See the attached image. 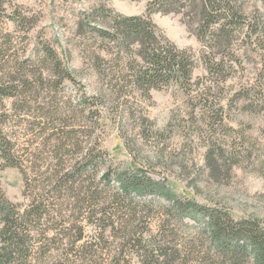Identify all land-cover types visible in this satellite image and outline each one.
<instances>
[{"label":"rangeland","instance_id":"374dc122","mask_svg":"<svg viewBox=\"0 0 264 264\" xmlns=\"http://www.w3.org/2000/svg\"><path fill=\"white\" fill-rule=\"evenodd\" d=\"M151 3L0 0V69L25 71L26 86L34 90L33 97L0 99L5 122L0 131L23 161L21 169L0 162V187L18 216L33 206L45 215L32 228L29 261L20 264H111L120 252L113 264H140L139 248L160 240L190 254L186 259L182 254L184 261L174 255L167 264H220L206 223L209 214L264 228V32L256 44L260 32L254 26H264V0H245L252 27L235 35L230 52L214 49V55L182 15L154 12ZM112 15L148 17L179 51L192 53L193 88L174 84L149 94L137 89L138 65H130L104 35ZM48 49L67 52L63 66L74 72L73 79H63L65 71L62 78L40 79L46 71L37 58ZM213 58L218 68L211 69ZM48 112L52 122L44 117ZM59 129L75 135L74 147L59 140ZM88 151L94 159L86 169L81 159ZM68 180L79 188L61 192ZM134 180L147 188L143 197L121 190ZM152 182L171 188L182 205L150 195ZM89 186L93 195L87 199ZM86 199L97 206L108 202L113 211L124 200L134 236L107 223L110 233L100 241L93 238L94 207L89 209ZM192 203L203 209L192 211ZM5 249L0 239V252L9 255Z\"/></svg>","mask_w":264,"mask_h":264},{"label":"trees","instance_id":"16d2710c","mask_svg":"<svg viewBox=\"0 0 264 264\" xmlns=\"http://www.w3.org/2000/svg\"><path fill=\"white\" fill-rule=\"evenodd\" d=\"M150 7L153 8L154 12L182 15L189 30L196 35L199 42L210 51L211 55H214V49L219 54L226 51L230 52L235 35L242 33L246 28L252 27V25L247 24L245 19L247 13L245 0H152ZM254 26L256 27V33L260 32L255 40L256 44H258L261 41L264 26H258L256 22ZM159 33L157 27L148 17L112 15L109 27L105 30L104 35L109 37L110 42L118 45L120 50L127 55L130 65H138V70L133 76L134 85H136L137 89L149 94L152 90H160L176 84L185 89L189 87L188 91L193 88L194 57L188 51H179ZM67 57V52L64 50L55 52L48 49L40 54L37 60L46 71V73L39 74L40 79H44V76L47 79L56 77V74L57 77L62 78L61 75L65 76L63 74L64 71L66 76L63 79H73L75 77L74 72L63 66V62H65ZM98 58L101 59L102 57L99 55ZM215 59L213 58L211 64H209L212 65L211 69L220 66V64L215 63ZM14 69H16L14 72L5 71V67L0 69V99L5 97H17L20 99L24 98L26 93L33 97V88L28 86V84L26 86V77H29V75L23 70L20 73V70L16 67ZM211 69L210 66H207L209 72ZM7 82L14 85V89L8 87ZM107 87L111 89V84H107ZM206 92L207 90H204L201 95L205 96ZM44 117L47 122H52L51 112L46 113ZM59 122V127L64 128L66 126L65 123L62 124V119ZM4 123V121L0 120V128ZM63 131L64 129H59L57 132L59 140H65L63 142L70 144L68 147H74L75 144L72 142L75 140V135L66 134ZM56 147H58V150L64 149L60 146ZM18 152L16 145L8 139L7 135L0 131V162L3 163L4 168H22L23 161L18 157ZM90 152H86L81 159V162H86V169L89 164L93 165L94 158ZM33 157L34 155L30 158ZM85 172L81 176H84ZM77 186L79 184L75 180H68L60 191L64 193L74 192L79 188ZM151 186L152 192L150 195L172 202L176 207L182 205L175 192L165 184L152 182ZM90 187H88L89 190L84 188L85 198L90 193L93 195ZM145 189H147L145 186L134 180L123 183L121 190L125 195H131L133 190L135 195L143 197L146 195ZM87 199L85 200V205L89 209L94 207L93 215L90 216L92 218V220L90 219L92 221L90 224L96 230V235L93 238H97L100 241L110 233L107 223L113 225V231L118 229L116 228L117 226L121 227L126 231V237L133 235L130 234L129 226L133 218L128 214L129 208L127 204L124 203L122 205V202H125L124 200L117 202L118 206L113 211L111 208L108 210V202L97 206L98 204H93ZM100 207L102 208L100 209ZM40 208L41 206H33V210L31 209L27 214L18 216L14 208L5 203V197L0 187V222L2 225L0 239L4 247L7 246L5 250L9 252V255L5 254V252H3L4 254L0 252V264H5L4 261L10 264H16L17 261L19 264L29 261L26 255L31 251L28 242L30 237L32 239V228L35 225H41L43 217H45L40 212ZM190 209L198 213L203 208L192 203ZM97 211H100V214L96 216L95 213H98ZM122 211H125V214L119 215ZM206 223L212 229L211 239L217 247L220 259H222L220 264H264V228H260L256 222L234 224L230 219H224L221 214L217 216L209 214L208 218H206ZM79 230L81 233L78 240L81 237L83 240L84 228L79 227ZM139 239L142 240L141 238ZM146 244L147 247L142 246L139 248V251H142V254H139L140 264H167L174 255L181 256L180 259L182 261L190 256V254H186V252L184 253L182 250H177L174 246L164 243V240L150 241L146 242ZM89 248H93L92 244H90ZM89 248L86 247V251H89ZM19 254L22 255L19 257ZM23 255L25 256L24 258ZM121 256V252L117 253L113 257L111 264L118 263ZM16 257L19 258L17 259ZM84 257H86L85 253Z\"/></svg>","mask_w":264,"mask_h":264}]
</instances>
